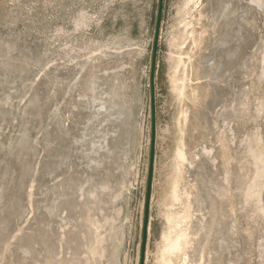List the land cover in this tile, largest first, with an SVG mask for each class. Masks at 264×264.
<instances>
[{
    "label": "rangeland",
    "instance_id": "rangeland-1",
    "mask_svg": "<svg viewBox=\"0 0 264 264\" xmlns=\"http://www.w3.org/2000/svg\"><path fill=\"white\" fill-rule=\"evenodd\" d=\"M160 1L0 0V264H264V0H162L152 73Z\"/></svg>",
    "mask_w": 264,
    "mask_h": 264
},
{
    "label": "water",
    "instance_id": "water-1",
    "mask_svg": "<svg viewBox=\"0 0 264 264\" xmlns=\"http://www.w3.org/2000/svg\"><path fill=\"white\" fill-rule=\"evenodd\" d=\"M161 11H162V0L160 1L159 14H158L156 30H155L154 61H153V71H152V73H154V68H155V55H156V52H157L159 30H160V24H161ZM151 112H152V150H151V164H150V174H149L148 190H147V201H146V208H145V223H144V236H143V254H144V251H145L146 232H147L148 217H149V200H150L151 187H152L153 163H154L155 140H156L155 91H154V85L153 84H152V88H151Z\"/></svg>",
    "mask_w": 264,
    "mask_h": 264
},
{
    "label": "bare ground",
    "instance_id": "bare-ground-1",
    "mask_svg": "<svg viewBox=\"0 0 264 264\" xmlns=\"http://www.w3.org/2000/svg\"><path fill=\"white\" fill-rule=\"evenodd\" d=\"M185 241L186 240L182 237L177 239L176 241H172V240L169 241V245L165 249V254L171 255V254L179 253ZM166 264H172V263L171 261H168Z\"/></svg>",
    "mask_w": 264,
    "mask_h": 264
}]
</instances>
